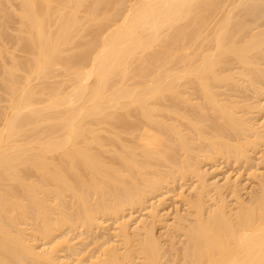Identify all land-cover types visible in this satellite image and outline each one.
<instances>
[{"label": "bare ground", "instance_id": "obj_1", "mask_svg": "<svg viewBox=\"0 0 264 264\" xmlns=\"http://www.w3.org/2000/svg\"><path fill=\"white\" fill-rule=\"evenodd\" d=\"M124 1L0 5V264H264V182L247 204L203 169L264 158V0ZM188 177L194 219L168 223L162 191ZM110 219L98 255L73 244Z\"/></svg>", "mask_w": 264, "mask_h": 264}, {"label": "rangeland", "instance_id": "obj_2", "mask_svg": "<svg viewBox=\"0 0 264 264\" xmlns=\"http://www.w3.org/2000/svg\"><path fill=\"white\" fill-rule=\"evenodd\" d=\"M2 1H4V0H2ZM7 1V0H6ZM6 1H4V2H6ZM129 1V0H128ZM127 0H125L124 1V4L125 3H127V5H128V2ZM4 2H2L5 6H7L6 5V3H4ZM16 4H15V6L17 5V2L16 1H14ZM1 2H0V5H3ZM13 2H11V4H12ZM3 5V6H4ZM14 5V3L11 5V6H13ZM126 5V4H125ZM2 6V7H3ZM14 18V19H13ZM12 19H13V21L14 22H12L11 21V24L12 25H10V22H9V25L11 26V27H13V28H11L10 27V30L12 29V30H14V31H9V33H11V36H14V37H16V35L18 34V32H15V31H17L18 30V25H14L15 23L17 24V22H16V18L15 17H13ZM11 19V20H12ZM17 26V27H16ZM14 28H17V29H14ZM12 32H14V33H12ZM12 34H14V35H12ZM13 37V38H14ZM15 39V38H14ZM14 43H16L15 41H12V39H11V45H10V43L9 44H7V45H5L4 47L5 48H7V46H8V48H7V50L9 51V53H13V55L15 54L16 56H18V57H23L24 55H23V53L21 52H19V49H18V47L16 46L17 44H15V46H13L12 47V45H14ZM9 46H10V48H9ZM17 48V49H16ZM12 55V54H11ZM236 88H230V90H227L226 92L228 93V94H232V96H231V94H230V96H229V98L228 99H231L232 97V99H234L236 96H234L233 94H235V93H238V95H239V97L240 96H242V98L241 99H243V96H245L244 97V101H242V100H240V98H238V96L235 98V99H237V101H242V102H246V103H252L253 101H255V99L253 98V96L254 95H252L253 93L252 92H250V93H252V94H249V92L247 91V92H245V91H243V90H239L238 91V89H236ZM232 90V91H231ZM232 92H234V93H232ZM241 92V95L239 94ZM242 92H243V94H242ZM3 92L2 91H0V95H2V97L0 96V99L2 98V99H6L7 97H6V95L4 96V93L2 94ZM226 93V96H228V94ZM247 96H246V95ZM250 96H249V95ZM235 95H237V94H235ZM5 98H4V97ZM263 98H264V96H262ZM261 97V99H263ZM227 98V97H226ZM227 99V100H228ZM231 99V100H232ZM234 99V100H235ZM239 99V100H238ZM247 99V100H246ZM253 100V101H251V100ZM7 100V99H6ZM5 100V101H6ZM197 100V99H196ZM195 100V101H196ZM230 100V101H231ZM246 100V101H245ZM3 101V100H2ZM2 101H1V107H0V112L2 111V113H4V110H2V108L3 107H5L6 105H7V103L5 102V101H3L4 103H2ZM199 100H197V102H198ZM200 102V101H199ZM264 102V99L262 100V102L261 103H263ZM4 104H6V105H4ZM262 105H264V103L262 104ZM184 107H185V105H183ZM184 107H182V105H181V111H186V113H188V114H192L193 113V111L195 110L192 106L190 107V106H187L186 105V108L188 109V110H186V108H185V110H184ZM190 107V108H189ZM193 109V110H192ZM257 114L258 113H256L253 117L254 118H256V119H258L260 116V122H263V120H264V118L262 119V116L264 117V115H259V116H257ZM1 115V114H0ZM258 117V118H257ZM262 119V120H261ZM127 137V136H126ZM233 137V136H232ZM234 138V137H233ZM232 138V139H233ZM231 142H233V143H236L235 142V139H233V140H231ZM257 152V153H256ZM259 152V153H258ZM252 153V152H251ZM250 153V155H251V158H250V162L248 161V162H235V161H233L232 159L229 161L228 159H226L225 160V158H220V160L218 161V160H216L215 162L214 161H208V162H206V163H204V171L205 172H208L209 173V175H208V178H209V180H210V182H212V181H214V182H219V184H224V182L226 181V179L228 178L229 179V177L232 179V180H234L235 179V181H239L238 182V184H237V188H238V185L240 186L237 190L239 191V189H240V191H239V193L237 192V196L239 197V196H241V200H243L242 202L244 203L245 202V200L247 201V204H248V202L250 203L251 201H249V199L251 198L252 199V197H254L255 198V195L257 194L258 195V193L257 192H259V195H260V193L262 194V187H261V185L260 184H262V182H264V177H260V176H264V158L263 159H261V157H263V151H255V153H253V154H251ZM259 154V155H258ZM262 155V156H261ZM259 158V159H258ZM252 159V160H251ZM256 159V160H255ZM259 160H261V162H259ZM255 161V162H254ZM258 161V162H257ZM263 161V162H262ZM235 162V163H234ZM233 163V164H232ZM239 163V165H237ZM247 163V164H246ZM253 163V164H252ZM243 164V165H242ZM249 165V166H248ZM217 168V169H216ZM257 173H256V172ZM253 173V174H252ZM258 174V175H257ZM254 175H255V177L256 176H258L257 177V179L256 180H258V181H256L255 180V177H254ZM260 177V178H259ZM260 179H261V181H260ZM181 180H183V181H181ZM180 181H179V183H178V181L176 182L175 181V183H173V184H171V185H168L167 187L168 188H166V189H164L163 191H162V193L164 194L163 196L165 197L163 200L165 201L166 200V202H164L163 201V204L161 205L162 207H160V209H162L161 210V214L162 215H165L166 217H167V219H168V223L170 222V223H172V222H174V220L176 219L175 217H177V218H182V220H184L183 219V217H185V219H186V221H182V223H183V225H185V224H187V226L191 223L190 222V218L193 220L194 218V215L192 216V215H190L191 214V212H190V210H188L189 208H187L188 207V205L185 203V200H184V196H182L183 198H181L180 197V193L181 194H183V195H190V193H191V189H193L192 188V186H193V183L195 184V181L193 182V180H192V178H191V180H190V178L188 177V178H184V179H181ZM231 180V181H232ZM186 181V182H185ZM190 182V183H189ZM232 182H234V181H232ZM256 182V183H255ZM261 182V183H260ZM260 183V184H259ZM183 184V185H182ZM186 184V185H185ZM173 185V186H172ZM182 185V186H181ZM190 185H192V186H190ZM260 186V187H259ZM182 187V188H181ZM258 188V189H257ZM170 190V191H168V190ZM261 189V190H260ZM167 190V191H166ZM186 190V191H185ZM190 192H189V191ZM229 190H231L232 191V189H227V190H223V194H226V195H222L223 197H224V199L227 197L228 199H227V202H228V205H229V203L230 202H234V207L236 206V204H235V202H236V198H235V196H233V194H229V193H231V191H229ZM258 190H260V191H258ZM224 191H225V193H224ZM227 191H228V193H227ZM255 191V192H254ZM252 192V193H251ZM168 193V194H167ZM241 193V194H240ZM239 194V195H238ZM243 194V195H242ZM254 195V196H252V195ZM256 195V198L258 197ZM162 196V197H163ZM230 196V197H229ZM243 196V197H242ZM216 197V196H215ZM215 197H213V199H215ZM217 198V197H216ZM234 198V199H233ZM254 198L252 199V201L254 200ZM233 199V200H232ZM250 199V200H251ZM182 200H184L183 202H182ZM216 200V199H215ZM214 200V201H215ZM212 201V200H211ZM208 202L209 203V205H213V202L214 201H212V202ZM225 201H226V199H225ZM164 203H166V204H164ZM208 203H207V205H208ZM211 203V204H210ZM185 204V205H184ZM231 205H229L230 206V208L232 207V204L233 203H230ZM246 204V203H245ZM208 205V206H209ZM233 207V208H234ZM164 209V210H163ZM179 209V210H178ZM187 209V210H186ZM182 211H183V213H182ZM187 211H189V212H187ZM164 212V213H163ZM168 214H167V213ZM185 212V213H184ZM189 213V214H188ZM141 214V215H140ZM143 214L144 213H141L140 211L139 212H136V214H134V216H135V218H139V217H142L143 216ZM167 214V215H166ZM186 215V216H183V215ZM188 214V215H187ZM190 215V216H189ZM170 216V217H169ZM180 216V217H179ZM192 216V217H191ZM187 217V218H186ZM174 219V220H173ZM189 221H188V220ZM191 220V221H192ZM187 221H188V223H187ZM114 222H115V220L114 219H110V220H106V222L103 224L104 226H102V230H101V228L100 229H96V231H93L94 233L91 235V234H87V236L85 235H82V236H80V232L78 231L77 233H71L72 235L70 236L72 239H73V241H74V239L76 240V241H74L73 242V244L75 243V244H77V246L78 247H80V245H81V249H82V247L84 248L86 245L87 246H90V247H85L84 249H85V251H86V248H89L87 251H91L90 253L91 254H97L98 252H99V250H100V245L103 243V242H105L106 240L105 239H107V240H110V239H112L113 237H112V235L114 236V234L115 233H113V231H115V225H114ZM106 224V225H105ZM108 225V226H107ZM160 226V225H159ZM186 226V225H185ZM107 227H110V228H107ZM158 227V226H157ZM156 227V234L158 235V237H162V238H160V240H162V243H165L166 244V246H167V244H169L168 246H170L171 244H174V246H175V250H176V252H182V250L181 249H183V247H184V239H181L182 238V235L180 234V233H177L176 234V232L174 233V232H170V234L168 233V231H166L165 229L166 228H161V227H158L157 228ZM104 228V229H103ZM113 228H114V230H113ZM162 229H164V230H162ZM166 231V232H165ZM158 232V233H157ZM113 233V234H112ZM162 233V234H161ZM165 233H167V234H165ZM174 235H173V234ZM74 234V235H73ZM76 234H79V236L78 235H76ZM85 234V233H84ZM112 234V235H111ZM93 237L92 238V240H91V236ZM100 235H102V236H100ZM106 235V236H105ZM109 235H111V236H109ZM160 235H162V236H160ZM163 235H165V239L167 238V236H168V238L165 240L164 239V236ZM167 235V236H166ZM177 235H179V237L177 236ZM77 238H76V237ZM96 236V237H95ZM104 236H105V238H104ZM109 236V237H108ZM174 236H175V238H174ZM79 237V238H78ZM80 237H81V241H79L80 240ZM84 239H83V238ZM88 237V238H87ZM104 238V239H101V238ZM100 238V239H99ZM173 239L172 241L171 240H168V239ZM83 239V240H82ZM95 239V240H94ZM99 239V241L100 242H98L97 243V240ZM114 239V238H113ZM181 239V240H180ZM88 240V241H87ZM91 240V241H90ZM102 240H105V241H102ZM164 240V241H163ZM167 240H168V242H173V243H167ZM79 241V242H78ZM83 241V243H81ZM94 243H93V242ZM88 242V243H87ZM79 243V244H78ZM96 243H97V245H96ZM177 243V244H176ZM183 243V244H182ZM94 244V245H93ZM100 244V245H99ZM85 245V246H84ZM91 245H92V247H91ZM179 247V248H178ZM90 248H91V250H90ZM170 248V247H169ZM169 248H167L168 249V251H169ZM177 248V249H176ZM80 249V248H79ZM83 249V250H84ZM178 250V251H177ZM180 252V253H181ZM89 253V252H88ZM168 253H170V254H168L167 256H171L172 258H168L167 257V259H168V261L170 262H172V260H176L177 259V257L175 256V257H173L175 254L173 253V252H168ZM179 253V254H180ZM90 254V255H91ZM98 255V254H97ZM175 258V259H174ZM169 259H171V260H169ZM180 260V259H179ZM178 262H180V261H177V264H178ZM88 264V263H87ZM180 264H182V262H180Z\"/></svg>", "mask_w": 264, "mask_h": 264}]
</instances>
